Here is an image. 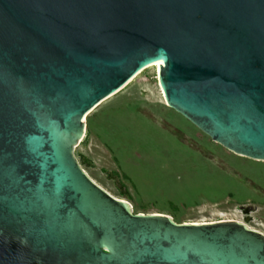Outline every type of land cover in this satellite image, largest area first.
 Returning a JSON list of instances; mask_svg holds the SVG:
<instances>
[{
  "label": "water",
  "instance_id": "1",
  "mask_svg": "<svg viewBox=\"0 0 264 264\" xmlns=\"http://www.w3.org/2000/svg\"><path fill=\"white\" fill-rule=\"evenodd\" d=\"M153 63L165 107L264 162V0H0V264H264L262 234L132 213L73 156Z\"/></svg>",
  "mask_w": 264,
  "mask_h": 264
},
{
  "label": "rangeland",
  "instance_id": "2",
  "mask_svg": "<svg viewBox=\"0 0 264 264\" xmlns=\"http://www.w3.org/2000/svg\"><path fill=\"white\" fill-rule=\"evenodd\" d=\"M73 156L132 213L178 224L235 221L264 236V162L224 150L165 107L152 67L85 117Z\"/></svg>",
  "mask_w": 264,
  "mask_h": 264
},
{
  "label": "bare ground",
  "instance_id": "3",
  "mask_svg": "<svg viewBox=\"0 0 264 264\" xmlns=\"http://www.w3.org/2000/svg\"><path fill=\"white\" fill-rule=\"evenodd\" d=\"M154 68V70H155V74H156V81H157V83H158V80H157V72H156V67H155V64L153 63V64H151V65H148L146 68H145V70L146 69H148V68ZM144 70H141L135 77H133L125 86H123L118 92H120L122 89H124L125 87H127V85L128 84H130L137 76H139L142 72H143ZM158 86H159V84H158ZM118 92H116L115 94H113V95H111V96H109V97H107L106 99H104L103 101H101L96 107H98L99 105H101L102 103H104L106 100H108V99H110L111 97H113L114 95H116ZM95 107V108H96ZM94 108V109H95ZM93 109V110H94ZM92 110V111H93ZM91 111V112H92ZM88 115V114H87ZM84 124H85V118H84Z\"/></svg>",
  "mask_w": 264,
  "mask_h": 264
},
{
  "label": "trees",
  "instance_id": "4",
  "mask_svg": "<svg viewBox=\"0 0 264 264\" xmlns=\"http://www.w3.org/2000/svg\"><path fill=\"white\" fill-rule=\"evenodd\" d=\"M78 163L80 166H84V167H87L89 164L84 158H79ZM110 176H112V177H109L110 179L115 180L116 176L114 174H112ZM120 193L122 194V196H126L125 191L122 190V191H120Z\"/></svg>",
  "mask_w": 264,
  "mask_h": 264
}]
</instances>
